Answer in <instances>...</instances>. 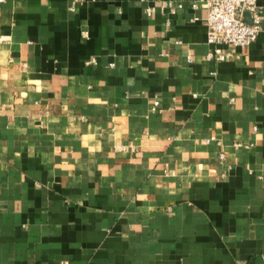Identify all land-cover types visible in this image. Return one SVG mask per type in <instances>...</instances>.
Instances as JSON below:
<instances>
[{
    "label": "crops",
    "instance_id": "obj_1",
    "mask_svg": "<svg viewBox=\"0 0 264 264\" xmlns=\"http://www.w3.org/2000/svg\"><path fill=\"white\" fill-rule=\"evenodd\" d=\"M165 1L0 2V264H264V0Z\"/></svg>",
    "mask_w": 264,
    "mask_h": 264
},
{
    "label": "built area",
    "instance_id": "obj_2",
    "mask_svg": "<svg viewBox=\"0 0 264 264\" xmlns=\"http://www.w3.org/2000/svg\"><path fill=\"white\" fill-rule=\"evenodd\" d=\"M82 1L69 0L67 8L73 10L76 3ZM164 5L173 12L174 8L181 6V2L173 4L170 0H166ZM189 5L192 8L198 5L204 7L205 13L202 19L205 25V42L212 46L207 56L215 60H221L229 54L221 49V44L245 46L254 40L260 28V7L256 0H192ZM243 12H247L248 20L243 18ZM90 61L93 59L86 60V62ZM156 103L157 101L154 100L153 105ZM211 139L213 137L209 136L205 141ZM218 155L222 157V153Z\"/></svg>",
    "mask_w": 264,
    "mask_h": 264
},
{
    "label": "water",
    "instance_id": "obj_3",
    "mask_svg": "<svg viewBox=\"0 0 264 264\" xmlns=\"http://www.w3.org/2000/svg\"><path fill=\"white\" fill-rule=\"evenodd\" d=\"M244 13H247V12H244ZM244 13H243V14H244Z\"/></svg>",
    "mask_w": 264,
    "mask_h": 264
}]
</instances>
